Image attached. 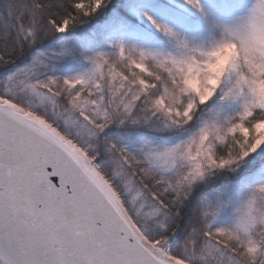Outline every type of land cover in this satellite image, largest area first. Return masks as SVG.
Returning a JSON list of instances; mask_svg holds the SVG:
<instances>
[{"label": "snow or ice", "instance_id": "snow-or-ice-1", "mask_svg": "<svg viewBox=\"0 0 264 264\" xmlns=\"http://www.w3.org/2000/svg\"><path fill=\"white\" fill-rule=\"evenodd\" d=\"M0 264H264V0H4Z\"/></svg>", "mask_w": 264, "mask_h": 264}, {"label": "trees", "instance_id": "trees-1", "mask_svg": "<svg viewBox=\"0 0 264 264\" xmlns=\"http://www.w3.org/2000/svg\"><path fill=\"white\" fill-rule=\"evenodd\" d=\"M4 0H0V11H2V4H3ZM203 194V193H201Z\"/></svg>", "mask_w": 264, "mask_h": 264}]
</instances>
